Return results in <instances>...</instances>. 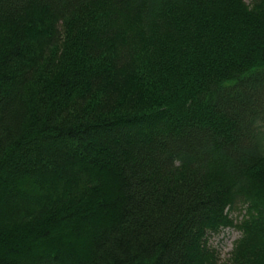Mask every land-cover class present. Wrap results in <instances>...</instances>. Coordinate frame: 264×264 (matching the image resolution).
Listing matches in <instances>:
<instances>
[{
  "label": "trees",
  "instance_id": "1",
  "mask_svg": "<svg viewBox=\"0 0 264 264\" xmlns=\"http://www.w3.org/2000/svg\"><path fill=\"white\" fill-rule=\"evenodd\" d=\"M0 264H264V0H0Z\"/></svg>",
  "mask_w": 264,
  "mask_h": 264
},
{
  "label": "rangeland",
  "instance_id": "2",
  "mask_svg": "<svg viewBox=\"0 0 264 264\" xmlns=\"http://www.w3.org/2000/svg\"><path fill=\"white\" fill-rule=\"evenodd\" d=\"M246 1L250 3V0ZM240 210L241 209L234 210L231 213L235 223H239V221L242 219L243 213ZM241 235L242 234L238 229L227 228L219 234L213 236L211 238L210 244L219 251L221 260L226 262L229 259L231 252L236 242L240 239Z\"/></svg>",
  "mask_w": 264,
  "mask_h": 264
}]
</instances>
